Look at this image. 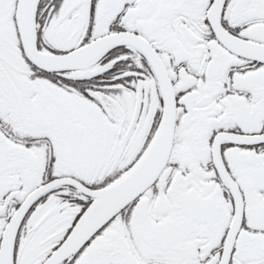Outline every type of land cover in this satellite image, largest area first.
I'll use <instances>...</instances> for the list:
<instances>
[{
	"label": "snow or ice",
	"instance_id": "snow-or-ice-1",
	"mask_svg": "<svg viewBox=\"0 0 264 264\" xmlns=\"http://www.w3.org/2000/svg\"><path fill=\"white\" fill-rule=\"evenodd\" d=\"M0 264H264V0H0Z\"/></svg>",
	"mask_w": 264,
	"mask_h": 264
}]
</instances>
